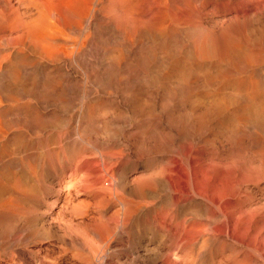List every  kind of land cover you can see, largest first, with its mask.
<instances>
[{"label": "bare ground", "instance_id": "bare-ground-1", "mask_svg": "<svg viewBox=\"0 0 264 264\" xmlns=\"http://www.w3.org/2000/svg\"><path fill=\"white\" fill-rule=\"evenodd\" d=\"M0 264H264V0H0Z\"/></svg>", "mask_w": 264, "mask_h": 264}]
</instances>
